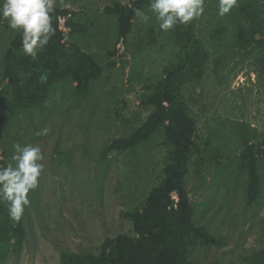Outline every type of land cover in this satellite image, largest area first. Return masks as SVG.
<instances>
[{
	"label": "rangeland",
	"instance_id": "1",
	"mask_svg": "<svg viewBox=\"0 0 264 264\" xmlns=\"http://www.w3.org/2000/svg\"><path fill=\"white\" fill-rule=\"evenodd\" d=\"M258 1L264 10V0ZM56 4L92 19L90 36L79 37V42L97 55L105 70L87 99L65 97L72 89L70 83L61 85L45 109L21 115L7 143L1 141L3 147L11 145L12 154L15 143L40 145L46 164L23 216L28 234L23 251L11 255L6 264H61L65 251L98 253L106 237L133 234L132 224L121 218V212L142 207L148 191L164 177L167 149L161 139L107 162L101 161L100 154L106 140L127 136L148 114L140 96L145 84L159 78L173 60L167 35L146 43L149 23L139 17L128 43H117L115 20L104 12L111 0H56ZM216 5V0H209L199 19L197 36L202 40L207 41L214 29ZM60 28L69 33L65 18L60 19ZM10 36L7 22L0 18V61ZM114 49L115 67L109 62ZM218 57L219 53L212 54L204 78L187 86L185 93L198 120L197 143L206 148L208 141L213 156L225 157H220L218 166L208 157L204 183L193 167L187 187L198 204L197 222L228 242L222 248L198 247L193 259L204 264H249L247 258L264 249V193L257 206L246 207V178L236 175L233 160L242 125L264 134V82L252 73L250 60L235 55L219 64ZM45 127L50 130L47 136L36 134ZM262 167L264 175V162ZM173 198L178 197L173 194Z\"/></svg>",
	"mask_w": 264,
	"mask_h": 264
},
{
	"label": "trees",
	"instance_id": "2",
	"mask_svg": "<svg viewBox=\"0 0 264 264\" xmlns=\"http://www.w3.org/2000/svg\"><path fill=\"white\" fill-rule=\"evenodd\" d=\"M124 1L111 0L104 12L111 21L115 20L112 25L117 43L127 44L139 18L134 10L152 14L148 9L150 0ZM208 1L205 0L204 7ZM216 1L218 7L219 0ZM60 5L56 4L53 14L56 34L36 59L24 55L20 34L11 30L9 45L0 61V167L6 166L12 156L11 145L3 147L1 141L7 143L12 125L21 115L45 109L59 87L68 83L72 94L65 97L85 100L103 76L105 67L97 55L79 42V37L90 36L94 22L81 12ZM61 18H65V26L70 29L67 35L60 28ZM199 19L177 25L168 32L159 30L154 16L150 19L145 42H158L166 34L173 60L163 68L159 78L144 86L140 96L141 106L148 111L144 120L127 136L106 140L100 154L101 161L107 162L111 157L146 149L157 139L167 149L164 177L148 191L142 207L120 214L132 224L133 234L106 237L98 253L65 251L61 264H204L193 259L194 250L227 245L226 237H218L208 225L197 222L198 204L187 187L193 167L200 183H204L208 157L212 156L218 166L225 156H213V145L208 141L206 148L197 143L198 120L185 92L187 86L204 78L214 52L219 53V64L235 55L243 61L250 60L252 73L264 82V10L258 0H238L229 14H217L207 41L197 36ZM115 53V49L109 52L113 67ZM42 75L47 76L46 82H41ZM238 135L234 170L240 179L246 178L245 204L253 209L264 193V134L259 135L257 129L244 124ZM27 235L23 218L19 223L12 221L5 204L0 203V264L23 251ZM247 262L264 264V249L250 255Z\"/></svg>",
	"mask_w": 264,
	"mask_h": 264
},
{
	"label": "clouds",
	"instance_id": "3",
	"mask_svg": "<svg viewBox=\"0 0 264 264\" xmlns=\"http://www.w3.org/2000/svg\"><path fill=\"white\" fill-rule=\"evenodd\" d=\"M63 3V0H61ZM205 0H150L152 16L135 9V15L147 24L154 16L159 30L168 32L177 25H187L203 16ZM238 5V0H219L220 16L229 14ZM56 0H0V18L10 30L20 34L21 48L25 56L36 59L56 34L53 14ZM71 7L70 4H64ZM41 82L47 76L40 77ZM47 127L36 134L47 136ZM11 160L0 167V203H4L9 218L19 223L25 210L31 206L30 194L40 186L45 172V152L40 145H13Z\"/></svg>",
	"mask_w": 264,
	"mask_h": 264
}]
</instances>
